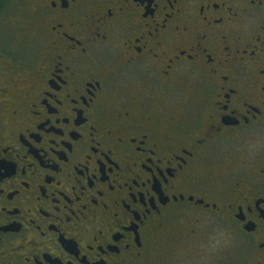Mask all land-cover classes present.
Listing matches in <instances>:
<instances>
[{"label":"flooded vegetation","instance_id":"flooded-vegetation-1","mask_svg":"<svg viewBox=\"0 0 264 264\" xmlns=\"http://www.w3.org/2000/svg\"><path fill=\"white\" fill-rule=\"evenodd\" d=\"M0 264H264V0H0Z\"/></svg>","mask_w":264,"mask_h":264}]
</instances>
